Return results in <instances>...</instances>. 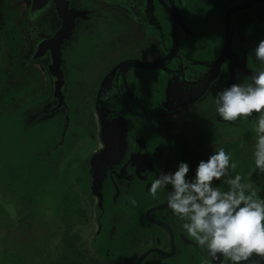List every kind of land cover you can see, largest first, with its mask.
<instances>
[{
	"label": "water",
	"instance_id": "water-1",
	"mask_svg": "<svg viewBox=\"0 0 264 264\" xmlns=\"http://www.w3.org/2000/svg\"><path fill=\"white\" fill-rule=\"evenodd\" d=\"M17 2L27 9L23 17H16L24 38L21 58L29 53L34 60L33 66L47 80L46 93L28 109L32 112L31 122L34 120L39 125L44 124L42 129L47 130L46 134L39 135L35 140L33 150L26 153V157L30 156L26 159L32 165L30 178L36 182L56 173L61 157L71 151L75 136L84 130L83 96H88L91 94L88 91H92L97 93L95 111L102 112L103 97L112 106L108 113H100V148L80 165L86 170L90 164L89 172L94 178L92 186L98 188L99 181L103 176L105 178L108 170L117 180L118 173L125 176L126 165L123 164L126 161H130L139 172V167L146 169L154 156L166 155L167 162L158 168L153 180L164 173L173 172L172 168L181 162L179 156L182 151L178 143L163 132L164 116L185 109L202 97V93L197 94L199 97L187 95L178 86L181 76L186 75L178 64L182 38H193L189 30L191 22L201 15L205 24L208 19L204 14L209 10L215 12L218 22L224 21L226 37L207 81L213 84L228 77L223 87L225 89L237 83L234 74L229 80L230 66L228 71L225 70L227 54L232 52L238 56L231 49L234 15L256 7L264 0ZM128 36H134L146 48L154 46L160 53L159 58L146 61L131 56L113 62L114 44ZM217 44L220 47L221 41ZM79 51L83 53L81 58L77 57ZM9 61L15 62V58ZM90 65L93 68L88 73ZM97 72L99 80L88 83V79L94 78ZM232 72H235V68ZM51 78L55 80L52 87ZM52 94L56 103L51 98ZM88 106L91 108V104ZM202 154L196 148L188 149V164H193L195 158ZM191 173H195V170L192 169ZM165 191H171V188ZM161 206H167V202L149 210L152 212L149 219L153 223H157L153 214Z\"/></svg>",
	"mask_w": 264,
	"mask_h": 264
},
{
	"label": "flooded vegetation",
	"instance_id": "flooded-vegetation-1",
	"mask_svg": "<svg viewBox=\"0 0 264 264\" xmlns=\"http://www.w3.org/2000/svg\"><path fill=\"white\" fill-rule=\"evenodd\" d=\"M204 15L208 19L205 24L202 22L201 15L197 16L193 23L191 22L189 30L193 38H182L178 56V64L186 72L185 77L181 76L178 86L187 95L193 94L199 97L197 94L202 93V97L187 105L185 109L165 114L163 132L174 143L175 141L178 143L182 151L179 156L181 162H189L188 149L196 148L203 152L202 156L195 158L193 164L189 163L191 170H195L198 163L201 160H207L215 150L223 148L230 154V163H238L233 176L239 174L245 182L241 157L245 148L241 142V146L233 147V137L238 141L247 139L248 132L245 127L247 118L241 117L239 121L220 119L215 110V98L223 90L228 77L215 81L213 84L207 81L211 74V67L216 62L217 54L219 56L224 44L226 27L224 21L218 22L214 11L209 10ZM18 31L22 35L20 29ZM231 31L233 34L231 49L238 56H234L232 52L227 54L225 70L228 71L230 66L229 80L234 74L237 83L250 82L253 73L264 70V65L256 60L253 52L255 46L261 41L260 38L264 36V3L235 14ZM21 39L24 45L23 35ZM218 41H221L220 47H218ZM131 56L152 61L158 59L160 53L154 46L146 48L134 36L125 37L114 44L111 57L113 62ZM233 68H235L234 73ZM94 76L91 82L99 80V72ZM54 81L51 78V87ZM40 83L41 88L43 84L44 90L39 99L47 90V80L43 73L40 75ZM88 92L91 94L83 96L84 130L80 135L75 136V141L70 146L71 151L61 157L56 173L50 176V179H54L55 183L61 186L63 179H74L75 183H78V194L83 195V200H80L76 191L68 192L67 190V195L61 196L67 203L76 202L78 205L74 222L67 224L66 264H203L204 260L210 257L206 252L201 251L195 240L182 229V222L174 216L171 209L167 206L159 207L153 214L157 223L149 219V217L152 218V212L149 210L153 206L157 207L167 202L168 192L166 191L160 193L159 198L155 200L147 193L155 172L167 162L166 155L154 156L146 169L139 167V172L136 167L133 168L130 161H126L123 166L126 165L125 176L128 178L118 173L117 180L112 171L108 170L105 178L103 176V179L99 181L100 186L98 188L92 186L94 178L89 172L90 164L86 170H83L80 165L100 148V113L103 115L108 113L112 106L103 97L102 112L95 111L97 93ZM51 98L56 103L53 94ZM88 104H91V108ZM121 113L124 111L121 110ZM233 127H240V129L234 132ZM177 168L178 165H175L172 168L173 172ZM194 175L195 173H191L190 177ZM214 184L223 191L228 190V185L223 180L214 181ZM133 199L137 201L136 206L131 203ZM84 238L86 242L83 244L81 241ZM234 263L222 255L212 262V264Z\"/></svg>",
	"mask_w": 264,
	"mask_h": 264
},
{
	"label": "rangeland",
	"instance_id": "rangeland-1",
	"mask_svg": "<svg viewBox=\"0 0 264 264\" xmlns=\"http://www.w3.org/2000/svg\"><path fill=\"white\" fill-rule=\"evenodd\" d=\"M26 10L17 0H11L0 33V264H66L67 224L74 222L78 205L67 203L61 196L67 195V190L78 194V183L63 179L61 186L50 177L36 182L30 178L32 165L26 153L47 130L42 129L44 124L31 122L32 112L28 110L38 103L44 86L41 88V73L33 66L31 55L26 53L21 58L23 43L16 17H23ZM13 57L15 62L9 61ZM77 57H83V53L79 51ZM92 68L88 66V73ZM258 118L246 119L248 137L244 141L233 137V147L243 143L245 183H251L262 199L259 186L252 180L255 145L261 135L255 124ZM237 129L240 127H233L234 132ZM78 198L83 200V195L78 194Z\"/></svg>",
	"mask_w": 264,
	"mask_h": 264
},
{
	"label": "clouds",
	"instance_id": "clouds-1",
	"mask_svg": "<svg viewBox=\"0 0 264 264\" xmlns=\"http://www.w3.org/2000/svg\"><path fill=\"white\" fill-rule=\"evenodd\" d=\"M255 58L264 65V40L253 50ZM215 110L223 121H239L261 113L255 121L259 133L264 134V70L253 73L250 82L234 83L220 91L215 98ZM255 166L264 171V135L255 145ZM230 154L223 148L215 150L207 160H201L194 177L188 163L181 162L174 172L154 179L149 188L152 199L171 186L167 206L182 222V229L193 238L212 264L222 255L240 264L253 254L264 257V200L251 183L234 175L237 162L230 163ZM228 185L223 191L214 181ZM133 206L137 201H131ZM219 254V255H218Z\"/></svg>",
	"mask_w": 264,
	"mask_h": 264
},
{
	"label": "trees",
	"instance_id": "trees-1",
	"mask_svg": "<svg viewBox=\"0 0 264 264\" xmlns=\"http://www.w3.org/2000/svg\"><path fill=\"white\" fill-rule=\"evenodd\" d=\"M11 0H0V33L6 25V6ZM261 113H253L252 116L257 117ZM261 135H264L261 133ZM253 182L260 188V196L264 200V171L255 168L252 174ZM240 264H264V257L253 254L247 261H241Z\"/></svg>",
	"mask_w": 264,
	"mask_h": 264
}]
</instances>
